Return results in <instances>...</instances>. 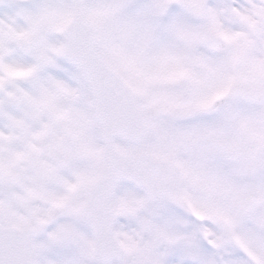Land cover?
I'll return each instance as SVG.
<instances>
[{
    "label": "snow or ice",
    "instance_id": "6c2138e0",
    "mask_svg": "<svg viewBox=\"0 0 264 264\" xmlns=\"http://www.w3.org/2000/svg\"><path fill=\"white\" fill-rule=\"evenodd\" d=\"M0 264H264V0H0Z\"/></svg>",
    "mask_w": 264,
    "mask_h": 264
}]
</instances>
